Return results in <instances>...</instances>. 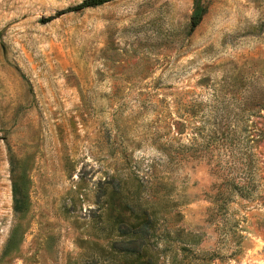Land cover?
<instances>
[{"label":"rangeland","instance_id":"1","mask_svg":"<svg viewBox=\"0 0 264 264\" xmlns=\"http://www.w3.org/2000/svg\"><path fill=\"white\" fill-rule=\"evenodd\" d=\"M79 1L0 0V264H99L113 175L264 264V0Z\"/></svg>","mask_w":264,"mask_h":264},{"label":"trees","instance_id":"2","mask_svg":"<svg viewBox=\"0 0 264 264\" xmlns=\"http://www.w3.org/2000/svg\"><path fill=\"white\" fill-rule=\"evenodd\" d=\"M107 1L110 0H81L67 10L96 6ZM203 13V5L194 0L189 30L199 23ZM111 179V187L106 190L103 217L98 226L100 233L92 232L104 236L106 244L100 245L94 241L99 254L92 253L90 260L98 262L101 258L99 264H189L191 261L205 264V259L211 257L193 249L199 242V232L178 225L182 213L178 208L181 200L176 193L164 199L149 200L140 196L138 185L129 187L126 178L113 175ZM12 189L14 208L17 209L15 185ZM165 210L169 212V221L172 219L170 224L166 223ZM166 251L170 252L167 263L162 256Z\"/></svg>","mask_w":264,"mask_h":264}]
</instances>
